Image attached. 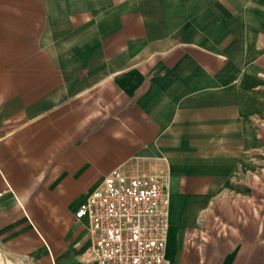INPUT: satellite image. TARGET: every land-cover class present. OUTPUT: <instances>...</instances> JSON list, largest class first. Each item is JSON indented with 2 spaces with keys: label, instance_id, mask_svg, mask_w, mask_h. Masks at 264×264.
Wrapping results in <instances>:
<instances>
[{
  "label": "crops",
  "instance_id": "1",
  "mask_svg": "<svg viewBox=\"0 0 264 264\" xmlns=\"http://www.w3.org/2000/svg\"><path fill=\"white\" fill-rule=\"evenodd\" d=\"M133 159L163 264H264V0H0V264H88L75 213Z\"/></svg>",
  "mask_w": 264,
  "mask_h": 264
},
{
  "label": "built area",
  "instance_id": "2",
  "mask_svg": "<svg viewBox=\"0 0 264 264\" xmlns=\"http://www.w3.org/2000/svg\"><path fill=\"white\" fill-rule=\"evenodd\" d=\"M170 191L139 159L106 175L75 213L88 220V264H163Z\"/></svg>",
  "mask_w": 264,
  "mask_h": 264
}]
</instances>
